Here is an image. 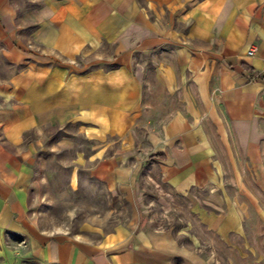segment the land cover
<instances>
[{"label":"crops","instance_id":"0c3cea01","mask_svg":"<svg viewBox=\"0 0 264 264\" xmlns=\"http://www.w3.org/2000/svg\"><path fill=\"white\" fill-rule=\"evenodd\" d=\"M16 16L0 0V264H220L195 231L183 233L188 244L156 228L89 240L31 217L26 135L76 123L97 145L105 135L131 144L140 107L164 114L149 121L161 128L149 134V166L207 234L264 264V0H31L29 42ZM55 61L81 66L42 64ZM132 154L111 157L112 180L138 174L118 163Z\"/></svg>","mask_w":264,"mask_h":264},{"label":"rangeland","instance_id":"374dc122","mask_svg":"<svg viewBox=\"0 0 264 264\" xmlns=\"http://www.w3.org/2000/svg\"><path fill=\"white\" fill-rule=\"evenodd\" d=\"M8 2L16 10V24L22 27L20 35L29 42L34 27L23 15L31 9V0ZM42 64L72 72L78 71L81 66L77 62ZM2 69L0 65V72H3ZM23 70L29 71L30 64ZM160 108L140 107V120L130 130L131 144L125 142L126 137L121 139L119 135H105L102 145H97L80 132L76 123L63 128H45L38 137L26 135V140L34 145L30 162L33 186L29 209L34 222L40 230L85 236L89 240H99L116 230L156 228L171 230L179 241L188 244L183 233L195 231L205 247L215 250L220 264H227V259H231L232 264H256L251 257L239 259L235 251L229 252L215 237L207 234L190 214L189 202L172 193L156 168L149 166L147 148L152 144L149 134L158 133L161 128L148 125L152 117L157 119V123L162 121L164 114ZM100 147H103V154L96 156L95 150ZM122 151L133 152L129 158L124 156L118 161L122 167L132 164L141 167L135 177L130 178L124 172L118 174V181L116 178L112 180L109 169L114 161L111 157ZM240 162L243 164V161ZM100 165L106 172L95 176V170ZM225 179L229 189H237L234 177L226 175ZM236 179L249 181L250 177ZM231 193L244 199L238 190ZM200 198H206V195L202 193ZM256 246L260 249L258 244Z\"/></svg>","mask_w":264,"mask_h":264},{"label":"built area","instance_id":"2783aa9c","mask_svg":"<svg viewBox=\"0 0 264 264\" xmlns=\"http://www.w3.org/2000/svg\"><path fill=\"white\" fill-rule=\"evenodd\" d=\"M252 53H253V50L249 51V53H248V54H249V55H251Z\"/></svg>","mask_w":264,"mask_h":264}]
</instances>
